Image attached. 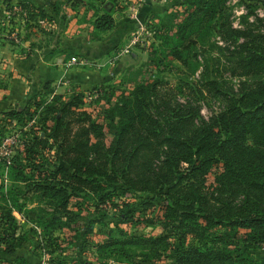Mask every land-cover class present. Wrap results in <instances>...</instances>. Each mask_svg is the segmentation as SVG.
<instances>
[{"label": "rangeland", "instance_id": "374dc122", "mask_svg": "<svg viewBox=\"0 0 264 264\" xmlns=\"http://www.w3.org/2000/svg\"><path fill=\"white\" fill-rule=\"evenodd\" d=\"M86 1L94 2L90 7H74L72 0H0V96L9 89L13 75H18L20 80L31 78L35 87L31 85L34 93L12 107L25 108L26 113L33 115L32 119L23 113L22 121L10 124L3 113L6 109L0 108V233L6 210L2 194L14 193L24 203L22 214L14 212L21 226L18 233L26 235L25 242L14 253L5 252V246L0 245V264H19L18 258H25L27 264H174L179 235L184 228L177 221L167 220L156 194L128 192L119 183L99 193L85 191L61 210L53 199L36 193L33 187L13 182L7 161L22 160L29 165L57 159L56 145L45 136L53 127L52 115L40 113L41 110L34 113L35 100H49L53 92L73 96L75 90H81L85 95L83 107L90 108L96 103V89L106 85V90H110L109 86L116 84L124 90L132 73L140 69L146 70L147 75L165 78L173 87L180 80L200 85L198 103L203 117L208 119L224 107V100L221 95L210 93L211 88L203 84L208 79H218L231 87L238 86L240 79L231 75L227 58L237 46L249 41L251 35L244 37L231 29L250 33L263 30L264 0H212L213 7L208 9L215 12L212 19L204 21L192 35L190 23L199 0ZM103 9L115 12L116 27L98 32L90 22ZM42 11L45 16L39 14ZM108 31L115 34L114 46L101 55L92 49L85 51L91 40ZM136 38L137 43H132ZM192 41L196 43L191 44ZM176 45L181 49L175 51ZM126 47L128 53L123 52ZM157 49L164 51L166 63L158 65ZM44 72L55 77L45 83ZM91 72H99L106 78L92 87H82L69 80V76ZM47 83L52 93L45 91ZM226 83L222 90H226ZM177 97L186 99L182 93ZM119 125L118 121L116 125H107L108 139ZM41 138L46 143L39 146ZM26 148H30L28 153H24ZM29 152H35L34 157ZM218 172L215 168L204 177L208 201L217 186ZM223 230V226H217V231L223 233ZM161 235L170 236V246L165 252L150 251L151 247L143 242L122 243L130 237ZM186 238V247L191 243L203 246L214 240L212 236L192 233ZM242 244L255 261H264V240L251 243L246 239Z\"/></svg>", "mask_w": 264, "mask_h": 264}, {"label": "trees", "instance_id": "16d2710c", "mask_svg": "<svg viewBox=\"0 0 264 264\" xmlns=\"http://www.w3.org/2000/svg\"><path fill=\"white\" fill-rule=\"evenodd\" d=\"M93 2L72 0V5L90 7ZM211 7L212 0H199L190 23L191 35L212 19L215 12L208 11ZM114 13L103 9L90 22L93 29H112L116 25ZM39 14L46 15L43 11ZM231 30L244 37L251 35V39L227 58L231 75L240 79L236 88L218 79L203 84L211 88L210 93L222 96L224 107L219 112L203 117L197 97L200 85L180 80L173 87L165 78L147 75L143 69L132 73L124 90L116 84L109 86L110 90L100 86L90 108L83 107L81 90H75L73 96L53 92L49 100H35L34 113L41 110L52 115L53 127L45 136L56 145L57 159L29 165L11 160L6 166L10 179L50 197L61 210L85 191L99 193L119 183L128 192L156 194L167 220L184 228L174 264H264L255 261L242 244L246 239L251 243L264 240V29L257 33ZM155 54L158 65L166 63L164 51L157 49ZM225 83L229 92L221 89ZM48 84L45 91L52 93ZM178 93L186 99L177 97ZM3 113L12 124L22 121L26 112L14 107ZM26 116L33 118L28 113ZM117 121L120 125L108 139L106 127ZM44 143L46 139L41 138L37 144ZM31 154L34 157L35 152ZM215 168L220 172L209 204L203 180ZM2 197L6 210L0 245L5 246V252L14 253L26 238L18 233L21 226L14 215L22 214L24 203L14 193H3ZM219 225L225 229L223 233L217 231ZM190 233L214 240L186 247ZM169 240L170 236L161 235L130 237L122 243L143 242L150 251L159 253L169 249ZM17 260L27 264L25 258Z\"/></svg>", "mask_w": 264, "mask_h": 264}, {"label": "crops", "instance_id": "0c3cea01", "mask_svg": "<svg viewBox=\"0 0 264 264\" xmlns=\"http://www.w3.org/2000/svg\"><path fill=\"white\" fill-rule=\"evenodd\" d=\"M114 39H116L114 33L112 34L110 31L105 32V34L102 37L97 38L95 40L94 39L91 40L90 43L87 45V47H85V51L92 49L98 55H101L107 49H110L112 46L116 44L114 42ZM93 55L95 57V53H93ZM43 77H45L43 81L46 83L49 80H52L55 76H52L51 73L49 72H44ZM19 78L20 77H18V75L11 76L9 89L3 91L5 94L0 96L1 109L7 110L9 108H12L17 103H21L25 98L28 97L29 94L34 93V91L31 90L32 86L34 85V81H32L31 78L29 77H25L21 80ZM105 78L106 77L104 75L101 76L99 72L97 73L91 72L90 74L87 73L78 74L73 76V78L72 76H69L70 81H74L75 83H78L82 87L95 86L98 83L104 81ZM99 79H101V81H99Z\"/></svg>", "mask_w": 264, "mask_h": 264}, {"label": "built area", "instance_id": "2783aa9c", "mask_svg": "<svg viewBox=\"0 0 264 264\" xmlns=\"http://www.w3.org/2000/svg\"><path fill=\"white\" fill-rule=\"evenodd\" d=\"M141 1L146 2L147 0H141ZM137 41H138V39L136 38V39L132 40V43L135 44V43H137ZM123 52H124V53H128V52H129V49L126 47V48L123 50ZM7 162L10 163V160H8Z\"/></svg>", "mask_w": 264, "mask_h": 264}]
</instances>
